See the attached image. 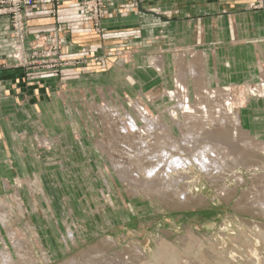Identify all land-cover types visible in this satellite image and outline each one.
<instances>
[{
    "label": "rangeland",
    "instance_id": "374dc122",
    "mask_svg": "<svg viewBox=\"0 0 264 264\" xmlns=\"http://www.w3.org/2000/svg\"><path fill=\"white\" fill-rule=\"evenodd\" d=\"M65 1L56 7L41 6H50L54 14ZM76 2L93 33L111 41L107 50L99 52L97 46L90 51L88 45L72 49L76 44L67 36L52 34L38 44L24 40L20 55L12 37V61L0 59V69L23 68L28 84L18 93L13 89L8 114H1L8 105L0 104V125L17 136L18 145L5 158L0 154V181L7 182L1 183L0 199L11 213L13 237L27 245L23 252L30 259H17L1 221L0 251L7 248L15 264H61L92 255L101 264H264V95L258 89L264 55L244 40L236 41L237 48L230 51L228 42L214 46L206 41H169L158 24L125 28L122 40L115 42L121 34L103 33L107 0H100V14L83 1ZM130 4L136 6L135 0ZM34 7L40 6L27 8ZM249 7L264 9V0ZM212 47L222 55L230 53L216 57L221 77L206 83L202 72L201 81L189 76L188 110L170 115L176 104L169 93L176 89L183 67L176 63V54L185 52L188 60L194 50L210 52ZM159 55H164V71L148 61ZM108 64L107 74L94 70ZM106 84L112 88L96 89ZM105 101L122 116L126 109L142 127L141 111L133 108L139 101V109L150 117L160 116L177 140L182 135L178 126L186 120L196 129L203 126L204 137L226 148L237 165L217 179L192 167L174 187L167 178L160 185L148 182L152 187L143 190L136 174L127 180L115 173L96 142L108 144L121 160L132 153L112 141L137 150L136 141L146 139L148 152L159 157L163 147L159 141L166 139L167 131L156 127L155 135L138 131L124 138L103 124L99 106ZM233 116L239 117L240 128L231 124ZM147 154L151 155L143 156ZM100 246L105 250L95 249Z\"/></svg>",
    "mask_w": 264,
    "mask_h": 264
},
{
    "label": "crops",
    "instance_id": "0c3cea01",
    "mask_svg": "<svg viewBox=\"0 0 264 264\" xmlns=\"http://www.w3.org/2000/svg\"><path fill=\"white\" fill-rule=\"evenodd\" d=\"M130 2L131 0H107V10L102 20L104 36L109 32L121 34L113 40L117 42L122 40V32L125 28L158 24L163 26L162 34L169 41L176 40L186 43L197 40L198 44L206 41L214 46L228 42V44L232 43L228 47L230 51L237 48L236 41L244 40L245 43H251L250 47L253 51L257 47L259 54L264 55V9L250 8L249 6L255 0H135L136 6H131ZM25 18L27 22L25 40L27 42L38 44L46 41L49 35L61 36L64 34L69 42L72 41L76 44L70 46L72 49L88 45L86 48L91 51L98 48L97 46H101L99 52L107 50L108 44L111 43V41L101 40L103 38L93 33L88 16L82 12L76 0H66L57 7L54 14L51 12L50 6L27 8ZM11 44L9 18L0 16V59L7 64L12 61ZM196 52L203 53L204 70L208 76V82L218 81L221 75L217 68L216 57H228L230 53L222 55L214 47L210 52L206 49H196L190 53L188 60L190 58L192 60V55ZM186 55L185 52L176 54V63L184 66L188 61ZM159 56L162 59L157 56L158 58L151 57L148 61H151L152 67L155 69L164 71L166 67L164 55ZM208 57L212 60V69L208 68ZM156 61H159L160 64L156 65ZM108 66L109 64L105 67L100 65L94 70L98 69L99 73L107 74ZM155 69L154 71H156ZM69 71L66 72L69 73ZM25 73V70L18 66L9 65L0 69V104L8 105L1 114L11 111V105L15 99L13 89H16V93H18L19 89L27 88L28 84L24 79ZM261 73L264 75V70L260 71ZM132 74L139 82H143L139 76L135 75L134 71ZM226 77L230 76L226 74ZM56 80L61 81L58 78ZM38 83L43 86L42 82ZM108 86L106 84L96 87V89L106 90ZM109 87L112 88L111 85ZM43 97H45L44 94ZM138 103L140 102L138 101ZM5 129L6 131L0 125V154L3 153L4 158L7 156L6 154L17 150L15 147L17 136L9 133L7 128ZM12 141H15L16 144H13ZM3 165L5 168L6 164ZM1 176L0 179H2Z\"/></svg>",
    "mask_w": 264,
    "mask_h": 264
},
{
    "label": "bare ground",
    "instance_id": "6f19581e",
    "mask_svg": "<svg viewBox=\"0 0 264 264\" xmlns=\"http://www.w3.org/2000/svg\"><path fill=\"white\" fill-rule=\"evenodd\" d=\"M159 64L160 62L156 61V65ZM197 65H201V67H198ZM204 71L203 53L201 52L194 53L192 55V60H188L187 63H185L182 68H180L175 79L176 89L173 92L169 93L172 99L175 100L176 104L175 107H173L172 109L170 108V115H172L175 111H180V113L186 114V109L188 108L186 88L188 77L195 76L197 77L196 80L201 81L202 79L207 83L208 78L204 75ZM200 72L203 73V77H201V79L199 78ZM260 79L262 84L258 85V89L264 95V75H262ZM136 102L137 103L134 104L133 108L138 112L141 111L139 113V119L140 121H142V123H144L142 127H139L137 125L135 119L129 114L128 111H126V109L122 111V116L121 113H119L118 108L110 107L108 101H105L101 106H99V111L101 112L104 121L103 124L108 128L115 130L118 135L123 136L124 138H129L128 136L130 132L135 133L141 131L142 133L147 132L148 135L154 134V132H156V127L166 130V124L162 121L160 116L156 115L154 117H150L143 108H141V110L139 109L141 104L138 103V101ZM190 117L192 118V114L190 115ZM231 124L235 127L240 128L241 125L239 117L233 116ZM178 127L182 132L180 139H175L174 136L170 132H168V130H166V139H162L159 141V143H162L163 146L159 150L161 151V156L159 157L154 156V154L156 153L148 152L149 142L146 139L136 141V144L139 145L137 150H133V148L127 147L129 143L124 144L120 140L112 141L114 142V145L132 153H126V155L121 157V160L120 157L116 156V153H113L108 144L105 145V143L98 141L96 142V144L100 152H106L107 157L111 160L115 168V173L120 178H125L127 176V180H133L136 174L135 177H138L137 180L142 182L141 186L143 187V190L146 191H149V189L152 187L148 182L155 181L160 185L161 181H164L167 178L169 184L170 182H173V185L170 184V186L174 187V185H177L178 179H184L188 175V172H191L192 167L198 168L202 173L206 174L211 179H217L218 177L222 176L225 171L232 170L237 165V163L233 161V159L228 157L226 148L217 145L218 143H213L209 137H204L203 126H199V128L196 129L193 125H189V121L186 120L184 124H181ZM244 139H246L247 141H251L249 136H246ZM42 141L44 140L42 139ZM146 153H149L151 155L147 154L146 156H143ZM133 159H137L136 164L132 161ZM194 170L196 171V169ZM132 173H134V176ZM2 182L5 185L7 184L6 181L2 180L0 181V186ZM131 182L135 183V181ZM5 206V203L0 199V221L2 225L8 230L9 239L14 244L13 248L15 250L17 259H22L25 262L26 259H30L28 258L29 255L26 252H23L24 247H26L27 245L23 241L17 243L16 241L18 240L14 239V232L10 225L11 213L7 211ZM68 231L70 232V230ZM105 248L100 246L96 247L95 249L102 252L103 250H105ZM44 259L47 260L45 256ZM15 263L16 260L7 248H4L0 251V264ZM61 264L101 263L100 258H97L96 255H92V257H86L83 259L72 258L69 261H64Z\"/></svg>",
    "mask_w": 264,
    "mask_h": 264
},
{
    "label": "built area",
    "instance_id": "2783aa9c",
    "mask_svg": "<svg viewBox=\"0 0 264 264\" xmlns=\"http://www.w3.org/2000/svg\"><path fill=\"white\" fill-rule=\"evenodd\" d=\"M63 0H0V16L9 18L11 35L15 38V50L17 54L22 55V44L25 40V21L23 19V10L31 6L51 5L56 7ZM86 8H95L100 14V0H81ZM98 1V3H97Z\"/></svg>",
    "mask_w": 264,
    "mask_h": 264
}]
</instances>
